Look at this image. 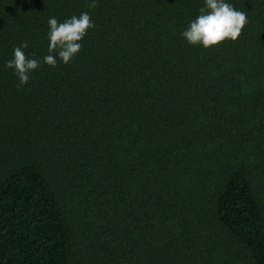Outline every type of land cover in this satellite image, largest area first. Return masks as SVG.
I'll use <instances>...</instances> for the list:
<instances>
[{"label": "trees", "instance_id": "obj_1", "mask_svg": "<svg viewBox=\"0 0 264 264\" xmlns=\"http://www.w3.org/2000/svg\"><path fill=\"white\" fill-rule=\"evenodd\" d=\"M237 41L180 32L203 0H0V264H264V0ZM95 23L18 86L47 19Z\"/></svg>", "mask_w": 264, "mask_h": 264}, {"label": "clouds", "instance_id": "obj_2", "mask_svg": "<svg viewBox=\"0 0 264 264\" xmlns=\"http://www.w3.org/2000/svg\"><path fill=\"white\" fill-rule=\"evenodd\" d=\"M97 0H90L89 9L96 6ZM248 23V13L234 6L230 0H203L198 14L190 20L180 32V36L192 46L203 49L216 47L225 42H235L241 36ZM95 23L89 12L71 15L58 21L56 16L47 19V48L43 57L26 54L27 41L13 46L12 56L4 62V66L13 71L18 86L28 83L31 75L42 64L56 67L59 63L70 64L83 47V40L88 30Z\"/></svg>", "mask_w": 264, "mask_h": 264}]
</instances>
